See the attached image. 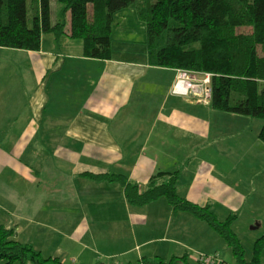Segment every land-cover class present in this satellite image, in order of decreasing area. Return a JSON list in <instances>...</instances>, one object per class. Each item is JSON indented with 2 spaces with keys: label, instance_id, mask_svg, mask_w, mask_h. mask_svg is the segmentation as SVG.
Returning <instances> with one entry per match:
<instances>
[{
  "label": "crops",
  "instance_id": "crops-1",
  "mask_svg": "<svg viewBox=\"0 0 264 264\" xmlns=\"http://www.w3.org/2000/svg\"><path fill=\"white\" fill-rule=\"evenodd\" d=\"M123 12L110 43L114 33L128 46L132 27L145 29L133 10ZM50 35L36 52L0 48V226L17 242L66 264H136L180 257L189 230L200 241L209 234L163 199L132 206L119 184L84 174L122 175L144 189L156 174L178 172L181 198L208 205L219 220L247 205L262 226V120L171 94L175 70L151 66L145 40L140 60H92L81 41ZM174 219L173 232L185 234L170 238Z\"/></svg>",
  "mask_w": 264,
  "mask_h": 264
},
{
  "label": "trees",
  "instance_id": "trees-1",
  "mask_svg": "<svg viewBox=\"0 0 264 264\" xmlns=\"http://www.w3.org/2000/svg\"><path fill=\"white\" fill-rule=\"evenodd\" d=\"M0 0V48L36 52L43 34L67 36L82 43L83 56L110 60L114 17L135 12L145 29L146 57L151 66L191 71L197 78L211 75L210 106L217 111L260 119L258 139L264 143V0ZM95 181L119 184L125 200L141 207L165 199L173 213H188L206 223L225 242L235 264H264V235L254 241L250 259L231 230L235 219L220 221L208 205L194 204L177 193L178 172L158 173L144 189L122 175L84 174ZM163 178L164 181H161ZM224 264L215 256L196 257V264ZM3 264H66L44 258L14 239L0 226ZM136 264H190L188 255L163 260L142 258Z\"/></svg>",
  "mask_w": 264,
  "mask_h": 264
},
{
  "label": "rangeland",
  "instance_id": "rangeland-1",
  "mask_svg": "<svg viewBox=\"0 0 264 264\" xmlns=\"http://www.w3.org/2000/svg\"><path fill=\"white\" fill-rule=\"evenodd\" d=\"M55 10H56V2L55 0H50V19L52 22L55 21ZM126 13V12H123ZM128 13V12H127ZM128 15V14H127ZM122 22L119 23V21L117 20V22L115 23L116 25L121 24ZM133 24V23H132ZM131 24V25H132ZM123 25H125V23H123ZM120 25L118 28L119 29H124L125 26ZM130 25V24H129ZM114 27V25H112ZM137 29V28H135ZM118 34H120V32H118ZM130 37L133 38L134 44H129L128 46H125L123 41L120 39L121 36L118 35V37H116L117 35L114 33H112V37H111V53L112 56L114 58H119V59H127V58H134V60H140L141 58H143V53L145 51V44H144V40H145V33L142 31L139 32V29L137 31L134 30V28L132 27V30L130 32ZM44 36V40H46V38L51 39V35H45ZM181 73H185L186 74V79H184L182 81V85H185L188 87L189 89V93L186 95H178V96H183V97H188L190 99L191 102L193 103H202V104H209V99H205V93L206 90H210V83H211V75L209 73H205L207 75L210 76V79L208 81L209 86H203V79L202 81H196L193 78L192 72L191 71H183V70H175V77H174V81L172 83V86L170 88V93L173 95H177L175 94V89L174 87H176L177 82L179 81V76ZM187 80H189V82H186ZM199 86V91H198V87ZM188 91V90H187ZM197 97H200V100H197ZM222 143H228L230 142V140L228 139V137H224L222 139ZM248 177H251L253 179H255V181H257L259 175L257 174H253L251 173L250 175L248 174ZM258 182V181H257ZM259 184V182H258ZM261 184V183H260ZM246 186H244L243 190L245 189ZM242 190V191H243ZM257 192L259 191V189H256ZM165 200V199H163ZM247 203V202H246ZM249 208H247V205L245 207L239 208L237 209V211L239 212L240 215L236 214L237 218L235 220L232 221L231 223V230L235 233L236 237L239 239V241L241 242V244L243 245L244 251H245V258L246 259H250L251 258V252H252V245L254 243V241H256L258 238H260L263 234H264V212L261 213L259 216L258 221L262 223V226L257 227V222H251V215L250 213L253 214V212H249ZM158 214H160V211H157ZM157 214V215H158ZM180 214H183L182 212ZM184 215V214H183ZM185 216V215H184ZM225 218V217H222ZM224 219H220V221H223ZM176 220L174 219L169 226V230H168V235L169 237H173V236H177L179 237V235L181 234H185L184 232L181 234H175L173 232V227L175 225ZM162 225H166V222L164 221H159ZM201 223H203L204 225L207 226V231L209 234H205L204 238L200 241L199 237L197 235H194L193 233L196 232V230H189V232L191 234V236H187L185 237L184 235L181 236L182 240H185L183 242L188 243L189 246L186 247L183 251L175 254L176 256H184L185 252L188 254V252L190 253L188 255V259L190 260V264H196L195 260L196 257H198L199 255H203V256H215L217 257L218 262H223L224 264H235L234 263V257L232 255V252H230V249H228V247L225 245V242L222 240V238L215 232L213 231L206 223L199 221ZM160 224L156 227L158 229H160ZM259 226V225H258ZM156 234H159L158 232ZM198 237V238H195ZM57 239V235H55L54 240ZM139 240H142L144 242H146V244L149 241V238L146 236H138ZM110 245L104 246V247H108ZM104 247L101 248V250H104ZM160 248V247H159ZM161 248H164L161 246ZM150 249L149 245H145L143 246L142 250L143 251H147ZM199 250L203 251V252H207L205 253H200ZM264 253V252H263ZM262 257L264 258V254H262ZM122 260L121 258L117 259V260H113L110 261L107 264H119L115 261H120ZM106 261V260H104ZM18 264V263H15Z\"/></svg>",
  "mask_w": 264,
  "mask_h": 264
},
{
  "label": "built area",
  "instance_id": "built-area-1",
  "mask_svg": "<svg viewBox=\"0 0 264 264\" xmlns=\"http://www.w3.org/2000/svg\"><path fill=\"white\" fill-rule=\"evenodd\" d=\"M192 75H193V79L194 80H196V81H202L203 79H205V80H203L202 82H203V86H206V87H208L209 86V83H208V81H209V79H210V76L209 75H207V74H204L203 76H204V78H202V79H199V78H197V76L196 75H194V73H192ZM186 77V74L185 73H181L180 74V76H179V81L177 82V84H176V87H174V89H175V94H177V95H186V94H188L189 93V89H188V87L187 86H185V85H182V81L184 80V79H186L185 78ZM186 82H189V80H187ZM198 88V91H199V86L197 87ZM188 90V91H187ZM210 95H211V91L210 90H206V93H205V99H209V101H210ZM197 100H200V97H197ZM208 101V102H209ZM203 259H205L204 260V264H206V263H208V260H207V258H203V257H200L199 258V260H203Z\"/></svg>",
  "mask_w": 264,
  "mask_h": 264
}]
</instances>
